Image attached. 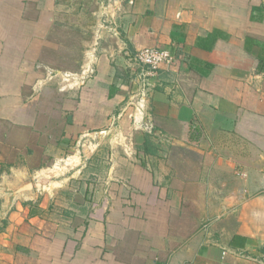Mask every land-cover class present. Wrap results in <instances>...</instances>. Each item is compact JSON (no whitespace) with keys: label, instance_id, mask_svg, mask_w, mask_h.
Instances as JSON below:
<instances>
[{"label":"crops","instance_id":"crops-1","mask_svg":"<svg viewBox=\"0 0 264 264\" xmlns=\"http://www.w3.org/2000/svg\"><path fill=\"white\" fill-rule=\"evenodd\" d=\"M107 2L49 76L59 0H0V264H264V0Z\"/></svg>","mask_w":264,"mask_h":264},{"label":"rangeland","instance_id":"rangeland-1","mask_svg":"<svg viewBox=\"0 0 264 264\" xmlns=\"http://www.w3.org/2000/svg\"><path fill=\"white\" fill-rule=\"evenodd\" d=\"M107 3V0H59V11L56 15L57 20H55L51 37L57 42V49L46 51L47 57L44 61L49 66L43 67H47L53 72L75 70V63L72 62L79 59L81 50L88 48L95 33L98 34L97 24L101 19L98 15L99 8L102 16L105 15L107 10L104 8H106ZM43 70L46 72L45 69ZM1 127L4 125L0 124ZM164 140V142L158 141L156 143L153 141L152 147L156 150H170L171 145L167 139ZM7 153L6 150H0V164L4 162L3 158L7 157ZM10 160L11 158L8 162Z\"/></svg>","mask_w":264,"mask_h":264},{"label":"built area","instance_id":"built-area-1","mask_svg":"<svg viewBox=\"0 0 264 264\" xmlns=\"http://www.w3.org/2000/svg\"><path fill=\"white\" fill-rule=\"evenodd\" d=\"M106 9V8H105ZM173 62V58L171 54L167 50L160 49H142L137 52V54L132 58V64L137 66L138 73L135 75V85L137 86L136 92L133 93L134 99L131 101L133 105H136L135 114H140V106H142V102L146 97L145 86L147 78L155 76L157 70L161 66L170 65ZM46 70V73L49 76L58 75L56 72L51 71L47 67H41ZM92 73V72H91ZM65 81L72 79L75 77L72 74L65 73L62 74ZM137 120H139L137 122ZM133 121L135 124L140 125L141 119L137 118L135 115L133 116Z\"/></svg>","mask_w":264,"mask_h":264},{"label":"trees","instance_id":"trees-1","mask_svg":"<svg viewBox=\"0 0 264 264\" xmlns=\"http://www.w3.org/2000/svg\"><path fill=\"white\" fill-rule=\"evenodd\" d=\"M128 74L126 73V80H128ZM152 141L149 139V138H146L144 140V143H143V150H148V151H151V150H156L155 148L152 147ZM6 223L5 222H1L0 221V232L3 231L4 227H5Z\"/></svg>","mask_w":264,"mask_h":264},{"label":"water","instance_id":"water-1","mask_svg":"<svg viewBox=\"0 0 264 264\" xmlns=\"http://www.w3.org/2000/svg\"><path fill=\"white\" fill-rule=\"evenodd\" d=\"M30 190H32V184H31L30 180H27L21 187L12 191L11 195L15 196L17 194H20V193L25 192V191H30Z\"/></svg>","mask_w":264,"mask_h":264}]
</instances>
